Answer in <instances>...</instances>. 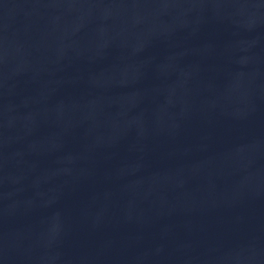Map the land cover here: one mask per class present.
Segmentation results:
<instances>
[{
    "label": "water",
    "instance_id": "water-1",
    "mask_svg": "<svg viewBox=\"0 0 264 264\" xmlns=\"http://www.w3.org/2000/svg\"><path fill=\"white\" fill-rule=\"evenodd\" d=\"M0 264H264V0H0Z\"/></svg>",
    "mask_w": 264,
    "mask_h": 264
}]
</instances>
